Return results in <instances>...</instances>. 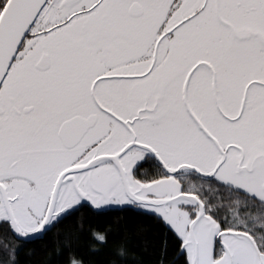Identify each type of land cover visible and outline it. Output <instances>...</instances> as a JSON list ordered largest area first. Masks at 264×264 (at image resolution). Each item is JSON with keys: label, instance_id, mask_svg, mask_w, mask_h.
Here are the masks:
<instances>
[{"label": "snow or ice", "instance_id": "obj_1", "mask_svg": "<svg viewBox=\"0 0 264 264\" xmlns=\"http://www.w3.org/2000/svg\"><path fill=\"white\" fill-rule=\"evenodd\" d=\"M105 206L159 223L155 264H264V0H0V264Z\"/></svg>", "mask_w": 264, "mask_h": 264}, {"label": "trees", "instance_id": "obj_2", "mask_svg": "<svg viewBox=\"0 0 264 264\" xmlns=\"http://www.w3.org/2000/svg\"><path fill=\"white\" fill-rule=\"evenodd\" d=\"M81 219L85 223V232L80 234L74 247L83 255L86 264H113L115 246L120 243H126L130 252L125 264H155L163 229L152 216L131 207L99 212L91 207L82 208L43 238L26 242L19 255L20 264H61L60 258L53 255V248L58 241L79 232ZM89 226L109 231L106 247L97 246L95 252L89 250L86 231ZM168 247L171 252L174 247L171 240Z\"/></svg>", "mask_w": 264, "mask_h": 264}, {"label": "water", "instance_id": "obj_3", "mask_svg": "<svg viewBox=\"0 0 264 264\" xmlns=\"http://www.w3.org/2000/svg\"><path fill=\"white\" fill-rule=\"evenodd\" d=\"M125 207H131V208H135L134 206H114V207H112V206H109V207H104V208H102V209H99V210H97V209H94V208H92L93 210H95V211H105V210H108V209H115V208H119V209H121V208H125ZM136 210H138V211H141V210H139V209H137V208H135ZM141 212H143V211H141ZM144 213V212H143ZM41 238H43V236L41 237ZM41 238H38V239H41ZM35 240H37V239H35Z\"/></svg>", "mask_w": 264, "mask_h": 264}, {"label": "rangeland", "instance_id": "obj_4", "mask_svg": "<svg viewBox=\"0 0 264 264\" xmlns=\"http://www.w3.org/2000/svg\"><path fill=\"white\" fill-rule=\"evenodd\" d=\"M105 207H109V206H105ZM112 207H114V206H112Z\"/></svg>", "mask_w": 264, "mask_h": 264}]
</instances>
